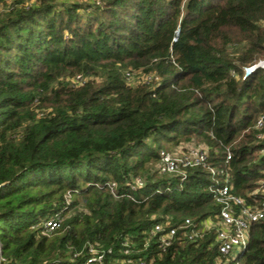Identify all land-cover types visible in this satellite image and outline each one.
I'll use <instances>...</instances> for the list:
<instances>
[{
	"label": "trees",
	"instance_id": "obj_1",
	"mask_svg": "<svg viewBox=\"0 0 264 264\" xmlns=\"http://www.w3.org/2000/svg\"><path fill=\"white\" fill-rule=\"evenodd\" d=\"M98 1L0 13L2 264L81 262L89 247L121 264L124 239L146 264H224L213 230L165 250L148 233L216 222V183L264 206V69L244 77L264 60V0ZM138 71L151 80L127 83ZM184 143L214 175L158 172L159 152ZM58 212L47 237L42 221ZM237 262L264 264V221Z\"/></svg>",
	"mask_w": 264,
	"mask_h": 264
},
{
	"label": "built area",
	"instance_id": "obj_2",
	"mask_svg": "<svg viewBox=\"0 0 264 264\" xmlns=\"http://www.w3.org/2000/svg\"><path fill=\"white\" fill-rule=\"evenodd\" d=\"M73 83L79 85L83 83L80 76H77ZM263 126L262 119L257 122V128ZM159 164L157 166L158 172L162 175H176L180 177V182L186 179V170L191 168H204L209 171L211 175L215 171L207 167V153L205 150L192 149L185 153H167L159 152ZM231 155L227 154L226 162L230 161ZM262 188L264 190V180L262 181ZM111 191L114 194L113 185ZM141 187V182L136 179L129 187V192H135ZM211 193L215 197V201L219 206V213L217 221L213 222L211 219L203 221L200 229H196L193 223L186 219L178 226L166 221L163 224H156L150 231L149 236H154L158 242L160 249L165 250L171 247L174 242L180 239L189 242H195L202 238L205 231L213 230L215 233V245L218 254L225 259V261L238 264V257L244 253L248 246L250 239V230L252 225L264 221V206L258 208L256 206H247L243 199L231 193V189L227 184H214L210 188ZM127 194H124L125 196ZM116 196V195H115ZM69 196L67 197V200ZM63 222L62 212L55 213L52 217L42 221V225L46 233L56 231L61 228ZM122 255L127 257L121 264H146L144 258H137L138 252H135L129 240L124 239L122 242ZM111 250L102 251L93 247L88 248V255L78 262V254L73 255L66 261H57L52 264H104L105 256L109 255ZM238 254V256H235ZM132 257V258H131ZM2 261L3 259L0 258ZM4 263L0 262V264Z\"/></svg>",
	"mask_w": 264,
	"mask_h": 264
},
{
	"label": "rangeland",
	"instance_id": "obj_3",
	"mask_svg": "<svg viewBox=\"0 0 264 264\" xmlns=\"http://www.w3.org/2000/svg\"><path fill=\"white\" fill-rule=\"evenodd\" d=\"M22 2V4L25 7H33L34 5H36L40 0H0V13H4L8 10L11 9V7L13 6V4L15 2ZM56 1V4H60L62 2H65V0H54ZM77 2H80V0H76ZM86 0H83V2H85ZM96 4L99 3L98 0H96L95 2ZM1 15V14H0ZM127 83L129 84H136V83H144L147 81L151 80V77H148L147 75H145L142 71H138V72H127ZM262 118L264 119V116H262ZM261 137L264 138V133L260 134ZM197 147V144L195 143H184L178 147H169L166 146L165 148H167V153H185L189 150L195 149ZM186 150V151H184ZM165 152V151H164ZM256 193H261V190L257 191ZM45 236L49 237L50 233H45ZM235 256H238V254H235ZM4 260H0V262H3ZM224 264H237L235 263V261L232 260V262L230 261H225Z\"/></svg>",
	"mask_w": 264,
	"mask_h": 264
},
{
	"label": "water",
	"instance_id": "obj_4",
	"mask_svg": "<svg viewBox=\"0 0 264 264\" xmlns=\"http://www.w3.org/2000/svg\"><path fill=\"white\" fill-rule=\"evenodd\" d=\"M255 69H264V60L259 61L256 65L251 68L244 70V77H247Z\"/></svg>",
	"mask_w": 264,
	"mask_h": 264
}]
</instances>
